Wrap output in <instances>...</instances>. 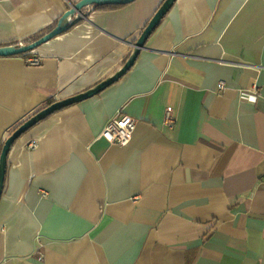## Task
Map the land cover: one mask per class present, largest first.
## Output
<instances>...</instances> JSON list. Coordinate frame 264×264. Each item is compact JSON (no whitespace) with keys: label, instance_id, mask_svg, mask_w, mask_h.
I'll return each mask as SVG.
<instances>
[{"label":"crops","instance_id":"crops-1","mask_svg":"<svg viewBox=\"0 0 264 264\" xmlns=\"http://www.w3.org/2000/svg\"><path fill=\"white\" fill-rule=\"evenodd\" d=\"M81 1L0 0V45ZM163 1L84 9L39 66L0 58V145L113 76ZM118 114L136 122L125 147L100 138ZM0 264H264V0H176L121 79L16 140Z\"/></svg>","mask_w":264,"mask_h":264},{"label":"water","instance_id":"water-1","mask_svg":"<svg viewBox=\"0 0 264 264\" xmlns=\"http://www.w3.org/2000/svg\"><path fill=\"white\" fill-rule=\"evenodd\" d=\"M136 0H82L78 4L71 6L68 11L60 18L56 27L49 33L45 34L35 42L28 45H21L18 47L6 46L0 47V58L4 57H15L23 54L31 53L34 50L40 48L52 39L65 33L75 23L85 18L82 11L86 8L93 6H124L133 3ZM176 0H164L160 7L157 9L153 17L150 19L148 25L141 32L139 38L132 46V52L124 63V65L110 78L99 83L94 88L86 91L83 94H79L64 100L57 101L52 105L42 109L40 112L35 114L26 120L15 132H13L4 142L3 148L0 153V197L5 180L6 168H7V157L11 150V147L22 135L26 134L29 130L35 127L39 122L51 116L57 111L65 107H69L73 104L83 102L90 99L93 96L100 94L102 91L116 83L121 79L134 65L140 52L144 50L145 44L153 31L157 28L169 10L172 8Z\"/></svg>","mask_w":264,"mask_h":264},{"label":"built area","instance_id":"built-area-1","mask_svg":"<svg viewBox=\"0 0 264 264\" xmlns=\"http://www.w3.org/2000/svg\"><path fill=\"white\" fill-rule=\"evenodd\" d=\"M25 62L29 66L35 67V66H39L42 63V58L38 55H31L26 57ZM224 89H225V84L223 82L219 83L217 86V90L221 92ZM135 123L136 122L134 119L125 115L118 114L116 118L110 120L106 124V126L100 133V138L106 141L110 145L125 147L132 140ZM163 125L171 130L175 126V120L171 115L170 109H167L165 111Z\"/></svg>","mask_w":264,"mask_h":264},{"label":"trees","instance_id":"trees-1","mask_svg":"<svg viewBox=\"0 0 264 264\" xmlns=\"http://www.w3.org/2000/svg\"><path fill=\"white\" fill-rule=\"evenodd\" d=\"M120 7H122V6H93L92 8L94 9V10H111V9H118V8H120ZM78 23H80V21L79 22H77V23H75L73 26H71L66 32H68L70 29H72L75 25H77ZM148 23H149V21L147 22V24L144 26V28H146V26L148 25ZM56 26H53V27H51V28H48L47 30H45V31H42V32H39V33H37V34H35L34 36H31L30 38H28V39H26V40H24L22 43H17V42H13V43H10V44H2V45H0V47H6V46H14V47H18V46H21V45H28V44H30V43H32V42H35L36 40H38L39 38H41L42 36H44L45 34H47V33H49L51 30H53L54 28H55ZM144 28H143V30H144ZM135 42H136V40H134V42L132 43L133 45L135 44ZM37 50V49H36ZM35 51V50H34ZM132 52V51H131ZM131 52H130V54H131ZM130 54H129V56H130ZM30 55V53H27V54H23V55H20V56H29ZM129 56H128V58H129ZM15 57H19V56H15ZM127 58V59H128ZM127 59L125 60V62L127 61ZM124 62V63H125ZM124 65V64H123ZM53 103H55V101L54 100H50V101H48V102H46L42 107H40L34 114H32L30 117H32V116H34L35 114H37L38 112H40L42 109H44V108H46V107H48V106H50V105H52ZM29 117V118H30ZM28 118V119H29ZM27 119V120H28ZM25 121H22V122H20V123H18L14 128H13V130L11 131V133L9 134V136L13 133V132H15V130H17L23 123H24ZM8 136V137H9ZM7 137V138H8ZM6 138V139H7ZM6 139L2 142V144L0 145V153H1V150H2V148H3V145H4V142L6 141Z\"/></svg>","mask_w":264,"mask_h":264},{"label":"rangeland","instance_id":"rangeland-1","mask_svg":"<svg viewBox=\"0 0 264 264\" xmlns=\"http://www.w3.org/2000/svg\"><path fill=\"white\" fill-rule=\"evenodd\" d=\"M31 56V55H30Z\"/></svg>","mask_w":264,"mask_h":264}]
</instances>
